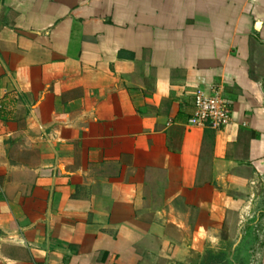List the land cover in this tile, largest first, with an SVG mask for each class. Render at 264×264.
Masks as SVG:
<instances>
[{"label":"crops","instance_id":"crops-1","mask_svg":"<svg viewBox=\"0 0 264 264\" xmlns=\"http://www.w3.org/2000/svg\"><path fill=\"white\" fill-rule=\"evenodd\" d=\"M213 88L229 125L189 127ZM250 213L264 0H0V264H191Z\"/></svg>","mask_w":264,"mask_h":264},{"label":"rangeland","instance_id":"rangeland-1","mask_svg":"<svg viewBox=\"0 0 264 264\" xmlns=\"http://www.w3.org/2000/svg\"><path fill=\"white\" fill-rule=\"evenodd\" d=\"M254 221H257V216L255 217L250 213L243 221L245 227H242L240 234L238 235V233H236L233 238L229 233V229L225 227L222 234L223 243L218 251L206 250V252L202 254L201 260L198 249L193 250L191 264H211L215 259H217L220 264H253L252 256L254 254L252 255V251L255 249V237L258 235L261 239L260 241L264 242V227H255L252 225ZM259 230L260 233H258Z\"/></svg>","mask_w":264,"mask_h":264},{"label":"built area","instance_id":"built-area-1","mask_svg":"<svg viewBox=\"0 0 264 264\" xmlns=\"http://www.w3.org/2000/svg\"><path fill=\"white\" fill-rule=\"evenodd\" d=\"M231 113V105L224 99L220 88H213L210 93L197 90L188 126L195 129L220 130L229 125ZM252 263L256 264L254 261Z\"/></svg>","mask_w":264,"mask_h":264},{"label":"trees","instance_id":"trees-1","mask_svg":"<svg viewBox=\"0 0 264 264\" xmlns=\"http://www.w3.org/2000/svg\"><path fill=\"white\" fill-rule=\"evenodd\" d=\"M215 261H216V260H215ZM215 261H214L213 263H211V264H216V262H215Z\"/></svg>","mask_w":264,"mask_h":264}]
</instances>
